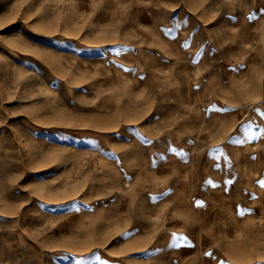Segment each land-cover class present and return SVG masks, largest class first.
<instances>
[{
	"label": "rangeland",
	"instance_id": "obj_1",
	"mask_svg": "<svg viewBox=\"0 0 264 264\" xmlns=\"http://www.w3.org/2000/svg\"><path fill=\"white\" fill-rule=\"evenodd\" d=\"M0 264H264V0H0Z\"/></svg>",
	"mask_w": 264,
	"mask_h": 264
}]
</instances>
